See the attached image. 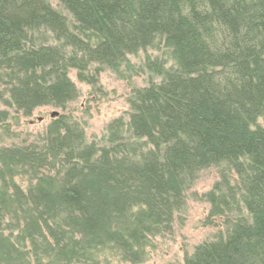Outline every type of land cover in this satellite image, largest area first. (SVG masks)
I'll use <instances>...</instances> for the list:
<instances>
[{"label":"trees","instance_id":"obj_1","mask_svg":"<svg viewBox=\"0 0 264 264\" xmlns=\"http://www.w3.org/2000/svg\"><path fill=\"white\" fill-rule=\"evenodd\" d=\"M57 1L66 15L0 0V128L65 109L72 70L94 85L161 44L172 63L145 62L160 82L136 90L100 141L62 115L42 145L0 149V264H138L210 167L209 219L229 225L183 264H264V0Z\"/></svg>","mask_w":264,"mask_h":264},{"label":"rangeland","instance_id":"obj_2","mask_svg":"<svg viewBox=\"0 0 264 264\" xmlns=\"http://www.w3.org/2000/svg\"><path fill=\"white\" fill-rule=\"evenodd\" d=\"M49 1L54 8L66 15L57 0ZM148 60L151 63L165 62L167 67L172 63L169 50L161 44L128 56L127 63L118 70L106 68L94 85L80 81L77 72L70 71L69 76L77 89L74 101L69 102L63 110L43 106L37 108L30 117L12 115L9 125L4 127L7 129L0 128V149L30 143L42 145L54 118L62 115L72 123L80 124L87 142L100 141L106 136L107 127L113 120L120 117L127 120L136 90L160 82V76L144 69ZM0 90L5 89L1 87ZM257 123L264 126V116ZM219 179V169L216 167L198 173L197 179L185 190V205L176 213L171 231L153 237L147 246V256L138 264H183L185 257L190 256L196 246L223 234L229 224L225 227L220 218L209 219L210 204L204 198ZM16 181L24 188L27 186L24 178L19 177ZM102 264L134 263L106 256Z\"/></svg>","mask_w":264,"mask_h":264},{"label":"bare ground","instance_id":"obj_3","mask_svg":"<svg viewBox=\"0 0 264 264\" xmlns=\"http://www.w3.org/2000/svg\"><path fill=\"white\" fill-rule=\"evenodd\" d=\"M209 201V200H208Z\"/></svg>","mask_w":264,"mask_h":264}]
</instances>
